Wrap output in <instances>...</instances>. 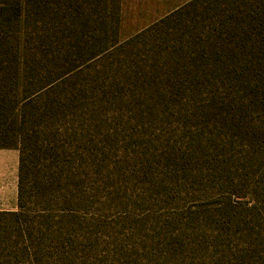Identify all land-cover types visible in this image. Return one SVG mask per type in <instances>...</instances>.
<instances>
[{
  "label": "rangeland",
  "instance_id": "1",
  "mask_svg": "<svg viewBox=\"0 0 264 264\" xmlns=\"http://www.w3.org/2000/svg\"><path fill=\"white\" fill-rule=\"evenodd\" d=\"M20 1L56 81L3 113L26 200L0 264H264V0Z\"/></svg>",
  "mask_w": 264,
  "mask_h": 264
},
{
  "label": "trees",
  "instance_id": "2",
  "mask_svg": "<svg viewBox=\"0 0 264 264\" xmlns=\"http://www.w3.org/2000/svg\"><path fill=\"white\" fill-rule=\"evenodd\" d=\"M0 2V140L8 138L11 134H15L16 131L21 128V124L24 121L25 109L31 105L34 96L41 92H47L56 81V75L52 69H45L43 72H39L38 76L30 73L29 70V57L27 51V44L25 40V31L20 26L23 25V10L22 2L20 0L13 1L9 10L11 11V17L7 21L4 20L5 11L8 10L1 5ZM10 28L12 31L18 29V33L4 38L2 33L5 34L4 29ZM8 28V29H9ZM11 43L14 44L12 48ZM7 46V48H6ZM10 55L9 60L4 63L5 54ZM11 62V63H10ZM15 62L17 69L12 70L9 67V63L12 65ZM10 65V66H11ZM34 78L39 79V90L30 91L29 88L32 85ZM19 93H17V90ZM7 110L12 112V119L18 121L12 122L11 125H6L3 121V113ZM18 128V129H17ZM0 148H14L20 151V178H19V200L17 212H0V220L5 217H11L16 222L19 221L23 212L25 211L26 200V158L25 152L15 146L0 145Z\"/></svg>",
  "mask_w": 264,
  "mask_h": 264
},
{
  "label": "crops",
  "instance_id": "3",
  "mask_svg": "<svg viewBox=\"0 0 264 264\" xmlns=\"http://www.w3.org/2000/svg\"><path fill=\"white\" fill-rule=\"evenodd\" d=\"M20 151L0 148V212H17L19 200Z\"/></svg>",
  "mask_w": 264,
  "mask_h": 264
}]
</instances>
